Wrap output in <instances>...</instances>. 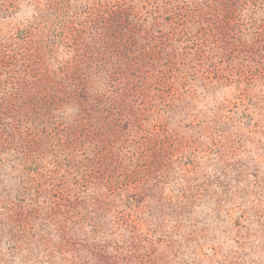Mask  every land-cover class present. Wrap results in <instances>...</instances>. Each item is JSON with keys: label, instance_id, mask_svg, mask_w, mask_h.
<instances>
[{"label": "rangeland", "instance_id": "obj_1", "mask_svg": "<svg viewBox=\"0 0 264 264\" xmlns=\"http://www.w3.org/2000/svg\"><path fill=\"white\" fill-rule=\"evenodd\" d=\"M0 264H264V0H0Z\"/></svg>", "mask_w": 264, "mask_h": 264}]
</instances>
